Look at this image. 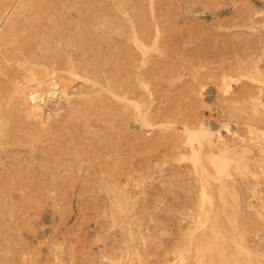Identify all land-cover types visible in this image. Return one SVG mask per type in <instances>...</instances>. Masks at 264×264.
I'll return each mask as SVG.
<instances>
[{"label": "rangeland", "instance_id": "rangeland-1", "mask_svg": "<svg viewBox=\"0 0 264 264\" xmlns=\"http://www.w3.org/2000/svg\"><path fill=\"white\" fill-rule=\"evenodd\" d=\"M0 264H264V0H0Z\"/></svg>", "mask_w": 264, "mask_h": 264}, {"label": "bare ground", "instance_id": "bare-ground-1", "mask_svg": "<svg viewBox=\"0 0 264 264\" xmlns=\"http://www.w3.org/2000/svg\"><path fill=\"white\" fill-rule=\"evenodd\" d=\"M40 3V2H39ZM42 7V6H41ZM33 10V9H32ZM42 11H45L42 9ZM41 10L38 11H34V12H30L28 13L26 16H23L22 19H18V21L15 20V22L10 23L13 24L10 28L12 29L11 33L13 32V36H12V40L14 41V39L17 37H19L18 35H22L24 37L25 42H27L29 45H34V48H37V50L39 49H48V46H50L49 44L51 42H54L55 44H59L62 43L64 40H66V38H68L70 36L69 35H65L64 34H60V35H55V33H51L49 34L48 32V28H49V17L48 14L46 12H42ZM11 18V17H10ZM16 19V17H15ZM71 24V23H69ZM78 26V25H77ZM70 33V32H69ZM18 34V35H17ZM68 34V33H67ZM15 36V37H14ZM67 36V37H64ZM74 37V36H73ZM67 46V45H66ZM65 46V47H66ZM51 49V48H50ZM75 50V49H74ZM69 52V51H68ZM77 54V53H75ZM70 55V53H69ZM35 58L40 59V57L35 56ZM29 84V83H28ZM53 84V83H52ZM26 85V84H25ZM77 84H75V87L77 89L78 86H76ZM29 86V85H28ZM53 87L52 89H55V87H57V84L52 85ZM74 86V85H73ZM60 87V86H59ZM74 87V88H75ZM73 88V89H74ZM25 89V87L23 88ZM28 89V88H26ZM25 89V90H26ZM64 90V89H63ZM62 90V91H63ZM66 90V89H65ZM64 90V91H65ZM72 90V89H71ZM50 91V93H51ZM59 90H57L58 92ZM73 91V90H72ZM75 91V90H74ZM73 91V92H74ZM70 92V91H69ZM56 93V89L55 92ZM53 94V93H52ZM58 94V93H57ZM43 96V95H42ZM51 96V95H50ZM54 96V95H53ZM65 96V95H64ZM66 97V96H65ZM62 98V97H61ZM53 99V98H52ZM59 100V99H58ZM44 101V100H43ZM50 101V100H49ZM48 101V102H49ZM54 102V101H53ZM52 102V103H53ZM46 104V103H45ZM61 105V104H60ZM53 106V105H52ZM29 107V106H28ZM34 107V106H33ZM48 107V106H47ZM51 107V106H49ZM37 108V107H35ZM56 108V107H55ZM54 108V111H55ZM45 110V109H44ZM57 110V109H56ZM52 112V111H51ZM35 113V112H33ZM48 113V112H47ZM53 113V112H52ZM56 113V112H55ZM39 114V113H38ZM47 117V116H46Z\"/></svg>", "mask_w": 264, "mask_h": 264}]
</instances>
